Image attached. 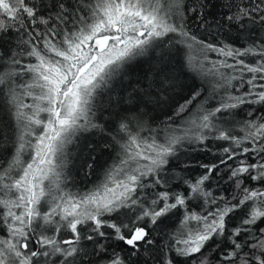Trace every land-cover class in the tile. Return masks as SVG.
<instances>
[{
    "label": "snow or ice",
    "instance_id": "obj_1",
    "mask_svg": "<svg viewBox=\"0 0 264 264\" xmlns=\"http://www.w3.org/2000/svg\"><path fill=\"white\" fill-rule=\"evenodd\" d=\"M0 111V264H264V0H0Z\"/></svg>",
    "mask_w": 264,
    "mask_h": 264
},
{
    "label": "trees",
    "instance_id": "obj_2",
    "mask_svg": "<svg viewBox=\"0 0 264 264\" xmlns=\"http://www.w3.org/2000/svg\"><path fill=\"white\" fill-rule=\"evenodd\" d=\"M192 31L197 35L200 36L202 38L211 40L213 39V36L208 35L207 32L204 31V29L202 28H197L195 25L192 26ZM219 36H223V34H218ZM232 38H236L237 33L235 30L232 31L231 33ZM241 42H244V35L243 33L240 35L239 37ZM212 59H215V55L212 54L211 56ZM182 61H183V51H181V53L179 55H175L174 59L171 61L172 65L178 70V71H182L185 74L181 76L180 81H178V83L180 84H186V85H191L193 84V81L195 79V83L199 84L200 81L198 78L195 77L194 73L188 72L186 69L182 68ZM147 69V65H144V69ZM142 75V71L140 69H134L133 71H131L127 77L125 78L124 83L128 84L129 82L132 83V86L135 87H139V85L136 83V81L140 78V76ZM143 83H147V81H143ZM179 89H177L178 91ZM129 91H131V89H129ZM128 93H125V95H127ZM217 103V101H210L211 105H215ZM164 110L163 106H161L160 109H156L155 112H149L148 117H146V120H149V123H152L150 118L153 115H160V112ZM118 111V109H117ZM239 111V110H238ZM0 117H2L4 120L8 121V117L5 114L4 111H0ZM227 120L231 121L232 124H234L236 126L237 131L239 130L240 124L237 122H243V120L245 118H247V106H245V109L243 111H239V114L236 116H226L225 117ZM161 119H163V117H161ZM115 123V121H113ZM9 127L7 129L9 136H12V132H13V127H12V122L8 121ZM160 124V120L155 121V123L152 125L153 127L156 125ZM147 133H145L146 135ZM218 143H223V142H215L213 141L212 144L216 145ZM8 149H9V153L11 152V145H7ZM109 153H111L112 156L115 155L114 152H111V150L109 149L108 152H106L104 155H100L99 153L98 155V167H97V176H102L103 174V169L105 167H107V164L111 163V159L109 156ZM199 157L200 160H207L208 156L203 154V153H198V152H187V153H182L181 155V159L182 160H187L190 159L191 162L193 163V167L195 168V161L196 158ZM75 159H73V163H75ZM79 164L76 166L78 167ZM76 167L71 166V168H69L71 170V175H72V179H70L67 183V188L71 191H84L86 190L88 187H91V183H89V180L95 181L97 179V176H93L91 178H86L84 177L83 173H78L76 171ZM201 170L196 169L193 172V176L197 175ZM179 172V169H176L175 171H170L169 172V176L175 177L177 175V173ZM182 175L187 176L188 173L184 172ZM173 184H177L179 185V187L176 188V191H184L185 190V186L177 179H174L172 181ZM221 184H223V181H221ZM213 190L219 192V188L216 187L215 184H213ZM199 203H202L200 201L197 200H193L190 202L191 204V211H197L200 212L201 208L197 207V205ZM166 224L168 225L167 227H163V231L164 233H169V232H173L175 231V229L179 226V218L178 217H173L171 220L167 221ZM155 235V233H154Z\"/></svg>",
    "mask_w": 264,
    "mask_h": 264
},
{
    "label": "rangeland",
    "instance_id": "obj_3",
    "mask_svg": "<svg viewBox=\"0 0 264 264\" xmlns=\"http://www.w3.org/2000/svg\"><path fill=\"white\" fill-rule=\"evenodd\" d=\"M73 159H74V157H73ZM76 166L79 164V161H75V163H74ZM71 166H73L72 164H70L69 165V168H71Z\"/></svg>",
    "mask_w": 264,
    "mask_h": 264
}]
</instances>
